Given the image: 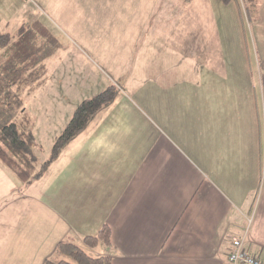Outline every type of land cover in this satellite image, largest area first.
I'll return each mask as SVG.
<instances>
[{
  "label": "crops",
  "instance_id": "crops-1",
  "mask_svg": "<svg viewBox=\"0 0 264 264\" xmlns=\"http://www.w3.org/2000/svg\"><path fill=\"white\" fill-rule=\"evenodd\" d=\"M196 1L197 17L223 26L229 14L242 18L237 0ZM27 11L2 15L0 32L36 20ZM259 13L264 41V5ZM216 24L207 44L194 38L192 87L143 90L144 103L119 92L31 182L0 161V264H45L58 242H80L104 223L112 244L100 250L112 264H231L233 237L245 228L246 247L264 260V55L243 54L242 42L230 30L222 38ZM63 59L56 70L76 67L73 56ZM72 73L47 71L26 95L37 137L52 124L59 94L73 92L65 86L80 84ZM150 95L159 111L147 103Z\"/></svg>",
  "mask_w": 264,
  "mask_h": 264
},
{
  "label": "rangeland",
  "instance_id": "rangeland-1",
  "mask_svg": "<svg viewBox=\"0 0 264 264\" xmlns=\"http://www.w3.org/2000/svg\"><path fill=\"white\" fill-rule=\"evenodd\" d=\"M237 1L242 8V18L238 13L229 14L225 20L229 24L223 26L218 18L197 17L193 3L184 0H0V18L14 14L15 19V10L27 7L24 17L40 19L49 26L59 46L45 60L48 71L67 68L73 71L75 83H80L66 85L73 91L66 92L67 96L59 94L58 104L65 106L53 107L52 124L42 127V139L32 128L35 136L33 149L38 162L50 157L55 139L68 123L62 124V115L70 111L72 102L76 108L81 100L112 83L118 86L119 92L129 93L142 103L143 90L171 89L176 85L192 87L194 38L200 46L207 44L210 41L208 26H214L217 21L221 37L226 38L225 31L230 30L233 36L229 37L242 42L243 54L254 57L260 53L263 56L264 41L257 32L259 26L255 21L260 16L257 8L264 5V0L247 6L251 15L253 12L251 21L242 0ZM32 2L36 3L35 10L29 5ZM225 6L230 8L232 5ZM17 25L13 22L3 29L15 32ZM201 48L202 51L209 50L207 46ZM72 56L77 61L76 67L69 68L65 63L55 69L61 57L64 61ZM156 99L157 96L150 95L147 103L159 111L160 104Z\"/></svg>",
  "mask_w": 264,
  "mask_h": 264
},
{
  "label": "trees",
  "instance_id": "trees-1",
  "mask_svg": "<svg viewBox=\"0 0 264 264\" xmlns=\"http://www.w3.org/2000/svg\"><path fill=\"white\" fill-rule=\"evenodd\" d=\"M184 1L189 3L192 0ZM242 2L251 20L253 12L251 15L247 6L256 5L258 0ZM58 46L56 35L40 19L19 26L15 32H0V161L24 182L40 178L63 148L89 125L100 110L113 103L119 93L118 86L112 83L81 100L55 139L50 157L39 163L33 149V119L24 102L26 95L46 82L48 68L45 60ZM101 244H112V230L107 223L95 234L82 236L80 242L61 240L45 259V264H112V255L102 252Z\"/></svg>",
  "mask_w": 264,
  "mask_h": 264
},
{
  "label": "built area",
  "instance_id": "built-area-1",
  "mask_svg": "<svg viewBox=\"0 0 264 264\" xmlns=\"http://www.w3.org/2000/svg\"><path fill=\"white\" fill-rule=\"evenodd\" d=\"M252 217H249V224ZM249 228H245V232L239 236L233 237V248L229 253V261L231 264H264V260L257 254H253L246 247V239Z\"/></svg>",
  "mask_w": 264,
  "mask_h": 264
}]
</instances>
